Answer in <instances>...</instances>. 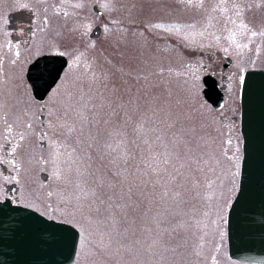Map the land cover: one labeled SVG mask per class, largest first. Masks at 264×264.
I'll list each match as a JSON object with an SVG mask.
<instances>
[{"label": "rangeland", "instance_id": "1", "mask_svg": "<svg viewBox=\"0 0 264 264\" xmlns=\"http://www.w3.org/2000/svg\"><path fill=\"white\" fill-rule=\"evenodd\" d=\"M127 1L126 17L122 18L121 14L118 15L119 0H110L111 9H105V18L125 25L103 26L104 32L98 39H90L94 26L86 34L82 27L89 23L88 15L94 17L89 8L78 11L76 18L74 15L57 16L60 26L47 27L46 40L51 44L56 41L61 51H86L97 74H103L106 79L92 85L91 92H88V87L77 79L79 73L62 77L46 100L48 110H45L44 127L40 119L43 111L29 91H25L24 80L18 79L21 75L18 78L13 75V79L7 77L4 85L0 83V92H3L0 93V104L5 106L3 111L9 121L18 118V130H23L25 121L33 124V130L21 142V147L15 154L9 148L10 155L7 156L4 127L0 122V146H3L0 159L15 160L20 166L17 170L11 163H6L9 174L0 168V200L11 197L49 218L76 226L80 237L72 264H213L212 257H215V264H247L230 257L227 241L226 216L238 189L243 158L239 122L234 121V116L236 109L240 108L239 77L244 69L264 68V52L259 58L253 53L238 57L235 53L225 54L215 46H190L180 37L150 26L158 22L196 23L199 26L207 13L193 8L180 10V0H151L152 4L143 0L131 13L133 4ZM215 2L206 0V7L210 9ZM237 2L246 8L245 22L257 31L264 30V0ZM0 9L1 18L3 8ZM5 33V27L0 26V45ZM93 44L94 48L89 47ZM212 52H215L213 60L206 56ZM225 56L231 57L233 64L223 69ZM214 57L217 66L210 64L215 63ZM68 58L70 64L71 58ZM187 64L197 65L196 76L186 70ZM204 64L208 65L207 70L203 69ZM24 65L23 58H20L16 65H8L6 70L23 72ZM212 70L219 78L222 71L228 75V93L221 109H215L202 94V78ZM81 88L87 93L88 110L85 114L88 120L83 125V134H80L81 126L77 123L78 131L68 141L70 145L78 146L73 155L75 163L65 155L60 157L58 164L53 163L54 131L55 139L63 137L58 129L47 125L63 122L65 106L75 103ZM57 89L59 95L55 94ZM153 109L157 110L156 116H153ZM169 111L173 118L179 117L173 131L190 141L191 155L201 160L198 167L203 169L192 172L181 169L185 175L175 181L169 176V173L175 175L171 165L159 176L148 167L153 163L152 156L164 152L163 145L156 141L155 134L149 129H163L165 126L157 117L163 118ZM141 122H144L143 132L135 131ZM181 129L185 131L181 132ZM45 132L48 135L42 137ZM170 139L171 133L165 137L164 143ZM228 139L232 140L231 145L226 143ZM144 140H148L151 147ZM120 141L124 143L117 151L110 152L104 147L106 143L115 146ZM88 143L93 147L86 156L83 149ZM124 151L128 153L126 162L122 157ZM159 166L165 167L163 164ZM57 167L75 181H79L75 169L86 170L85 178L89 183L103 182V198L112 196L113 203L124 205L122 209H114L117 224L110 253L101 255L96 253L94 246L88 250L81 247L85 233L77 221L93 231L96 225L89 226L79 212L75 219L68 214L75 211L74 188L69 180L56 179L53 173ZM69 167L73 169L71 173L67 171ZM196 167L193 165L194 169ZM13 183L16 186L10 194L7 186ZM165 191L168 192L166 197L163 196ZM48 192L53 195L49 197Z\"/></svg>", "mask_w": 264, "mask_h": 264}, {"label": "snow or ice", "instance_id": "2", "mask_svg": "<svg viewBox=\"0 0 264 264\" xmlns=\"http://www.w3.org/2000/svg\"><path fill=\"white\" fill-rule=\"evenodd\" d=\"M180 3L186 8H193L197 11L207 13L203 22L200 23L199 26L196 23L181 24L158 22L152 24L150 27L164 33L176 35L183 41L187 42L190 46H197L199 48L213 46L219 47L221 51L228 55L235 53L240 57L253 53L256 58H259L262 52H264V30L257 31L245 22L244 14L246 8L238 3L237 0H216L210 9L206 7V0H180ZM21 7L28 8L29 5L24 3ZM84 7L85 5L82 2L73 3L72 0H60V5L54 7V12L57 15L63 14L64 17H68L69 15H76L75 11L70 12L69 9L75 10ZM101 7L108 10L111 9V5L107 2L103 3ZM46 11L47 9H45V12ZM45 23H47V18H45ZM111 23L116 24L117 21L113 20ZM218 25L220 26L218 27ZM82 27L86 34L87 31L91 29V24L86 23L83 24ZM106 30H108L107 27ZM204 41H209V43L205 44ZM222 41L224 43H222ZM253 45H255L254 48ZM4 47L8 52L0 53V77L4 74L6 57L10 56L8 62L12 65H16L21 57L19 45H13L9 42ZM89 47L94 48L95 45H89ZM54 54L59 57L68 56L71 58L70 64L65 61L67 71L61 70L59 76L67 78L73 73H79L77 79L80 80L81 85L88 87V92H91L92 85L97 82L102 83L103 80L106 79V76L103 74H97L93 63L87 57L86 51L74 49L73 51L68 52L57 49ZM252 62L255 63V60ZM185 68L193 76H196V73L199 71V68L195 64H187L185 65ZM160 74L163 75V69H161ZM177 75H180V73H177ZM81 77L84 79H81ZM196 78L199 79V77ZM239 82L241 84L244 82L243 76L239 77ZM55 94H60L59 89L56 90ZM86 97L87 93L81 88L79 98L75 100V103L70 102L65 106L63 122L58 123V125H47L48 128L54 130L58 129L60 136L63 137V139H55L56 133L54 131L52 145L54 156L53 163L58 164L62 155L67 156L69 160H72L73 163H75L73 155L78 151V146L70 145L68 141L72 137V134L78 131L77 123L81 126L79 129L80 134H83V125L88 120V116L85 114L88 110V99H86ZM4 107L3 104H0V122H2L4 127L3 139L5 144L10 146L11 153L15 154L17 149L21 147V142H23L27 138V135L33 130V124L25 121L23 130H18V118L17 120L10 122L7 113L3 111ZM45 110L48 109L45 108ZM161 111H163V109H161ZM152 113L153 116H156L157 110L153 109ZM157 118L165 127L163 129L153 127L149 129V131L155 134L156 141L161 142L164 147V152L152 156L151 159L153 163L148 165L152 172L159 176L167 171L168 165H171L175 175L169 173V176L172 181H175L177 177H184L185 174L181 169H187L190 172L203 171L202 168L198 167L201 160L194 155H191L192 149L189 147L190 141L184 139L182 135H178L176 131H173V129L176 128L179 117L173 118V114L169 111L165 113L163 118ZM134 130L137 132H143L144 122L138 124ZM184 131V129H181V132ZM192 131H194V129ZM169 133H171V139L168 143H164L165 137L168 136ZM115 134L119 135V133ZM41 135L42 137L47 136L48 133L45 132ZM109 135L111 136L113 133H109ZM123 143V141H120V143L115 146L106 143L104 147L110 152L117 151ZM144 143L151 147L148 140H144ZM226 143L231 145L232 140L228 139ZM92 147L93 145L88 143L83 149L86 156L88 155V150ZM0 150H3V146H0ZM236 150L239 151L238 148ZM127 156L128 153L126 151L122 152V157L125 158V162ZM88 158L90 159L91 157L88 156ZM229 159H233V157H229ZM235 159L238 160V157H235ZM157 161L158 163H156ZM0 163H11L17 170L20 167L15 160L5 161L0 159ZM160 164H163L165 167L161 168L159 166ZM177 164H179V166H177ZM193 165H197V167L194 169ZM236 167L238 168L239 165L237 164ZM67 171L71 173L73 169L69 167ZM85 172L86 170L79 167L75 169L79 181L70 180L69 177L65 175L64 170L59 167L54 170L53 175L57 180H69L73 185L75 193L73 196L75 201V211L69 212L68 214L75 219L76 213L79 212L81 216L87 220L89 226L92 224L96 225L95 230L93 231L90 230V227H86L83 223L77 221V223L81 224V231L85 233L84 238L81 241V247L88 250L90 246H94L97 254H108L112 251V246L115 243L117 220L114 209L117 207L122 209L124 205L113 203L112 196H108L107 199L103 198V182L93 181L92 183H89L85 178ZM235 174L238 173H234V175ZM5 179L7 180L8 177H5ZM211 186V183H209L208 187L211 188ZM130 191L131 189H129V192ZM47 195L51 197L53 193L48 192ZM176 195H179V193H176ZM163 196H168V192L165 191ZM85 212L87 215H85ZM212 261L213 264H215V257H212Z\"/></svg>", "mask_w": 264, "mask_h": 264}, {"label": "water", "instance_id": "3", "mask_svg": "<svg viewBox=\"0 0 264 264\" xmlns=\"http://www.w3.org/2000/svg\"><path fill=\"white\" fill-rule=\"evenodd\" d=\"M99 33L96 28L93 34ZM57 60L61 64L54 67L51 62ZM65 61V57L46 56L35 64L34 70L40 66V71L29 79L39 99L55 85ZM231 65V58L226 57L223 69ZM242 76L244 156L239 189L227 218L228 245L232 257L264 264V69H245ZM203 82L206 100L216 109L222 108L224 94L216 79L208 74ZM78 237L71 225L49 220L32 209L13 205L11 200L0 202V264H70Z\"/></svg>", "mask_w": 264, "mask_h": 264}, {"label": "flooded vegetation", "instance_id": "4", "mask_svg": "<svg viewBox=\"0 0 264 264\" xmlns=\"http://www.w3.org/2000/svg\"><path fill=\"white\" fill-rule=\"evenodd\" d=\"M106 1L110 3V0H106ZM106 1L105 0H72L73 3L82 2L85 5V7L82 9H75V10L69 9L70 12L75 11L76 13V15H74L75 18L79 16L78 11H83L85 8L86 10L89 8L94 14V17L91 15H88L89 23H91V26H94L92 28V31L90 32V39L100 38L104 32L103 26H120V25L124 26L125 25L124 22H118L116 24H112L111 20H107L105 18L106 11L103 7H101V4L105 3ZM126 1L127 0H119V4H118V15L121 14L122 18L126 17V13H125L127 9ZM141 1L143 0H128L127 1L128 4H133V7H131V10H130L131 13H133V9L138 4H140ZM24 3L28 4L29 7L28 8L21 7V5ZM148 3L152 4L151 0H149ZM0 5H1L0 8H3L2 13H1L3 15L0 18V26H4L6 29V33L3 34V41L0 45V46H3V47H0V53H7L8 50L4 46L7 43L11 42L13 45H19V50L21 53L20 58H23L25 62L23 72L18 69H16L15 72L13 71L8 72L6 70V67L12 64L8 62V59L10 58V56L6 57L5 63H4V74L2 77H0V83L4 85L7 77L12 78L16 75V77L18 78L19 75H21L18 79L24 80V83L26 86L25 91L26 92L29 91L33 100L39 103L41 110L43 111L40 114V119H41V126L44 127L45 120H46V115H45L46 100L49 94L59 84V81L61 80L62 76H60L57 83L54 85V87L49 91V93L43 99H38L35 96V90L29 78L37 77L36 75L40 71L39 70L40 66L36 67L35 70H34V67H35V64L39 62L42 58L46 56L59 57V56H56L54 53L57 49L61 50L60 48H58L60 44H56L57 43L56 41L51 44L50 41L46 40L45 31L47 30L48 26H60L59 18L64 17V16L63 14L57 15L54 12V7H58L60 5V0H0ZM181 8L184 9L186 7L183 4H181L180 10H182ZM45 9H47L46 12H45ZM45 18H47V23H45ZM135 26H138V25H135ZM141 26H144V25H141ZM96 28H100V33L97 36L93 34ZM214 53L215 52L207 53L206 56H209L210 59L213 60L212 55H215ZM65 57L67 58V61L69 63V58L67 56ZM214 61H215V57H214ZM51 64L54 67H58L61 64V60L53 61V63L51 62ZM210 64L217 66L218 61H215V63L210 62ZM203 69L207 70L208 65L204 64ZM209 73H212L218 79L219 85L226 96L228 93V83H227L228 75L225 74L226 71L224 72L222 71L220 78L218 77L215 70L214 71L212 70ZM38 92H41V90H38ZM0 93H3V92H0ZM239 111H240L239 109H236L237 114ZM237 114L234 116V121L238 123L239 117L237 116ZM9 148H10L9 145H5V149H6L5 153L7 156L10 155L9 154L10 152L8 151ZM0 168L3 173L9 174L10 170L8 169L6 163H0ZM15 186H16L15 183L7 186L9 190L8 192L10 194H12L10 190L13 187L15 188ZM13 202L16 204L22 205L18 201L16 202L13 200Z\"/></svg>", "mask_w": 264, "mask_h": 264}]
</instances>
